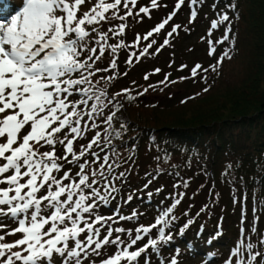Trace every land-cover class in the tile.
<instances>
[{
    "label": "trees",
    "instance_id": "16d2710c",
    "mask_svg": "<svg viewBox=\"0 0 264 264\" xmlns=\"http://www.w3.org/2000/svg\"><path fill=\"white\" fill-rule=\"evenodd\" d=\"M176 3L177 0H157L156 8L166 9L163 20L174 11ZM147 8L152 10L154 7L150 4ZM184 10L189 16L193 11L196 13L194 19L191 17L190 27L186 31L180 28L170 37L163 35L158 39L159 32L148 41L143 40L145 46L152 40L156 43L149 49V54L139 60L133 56V62L126 63L130 54L138 56L143 48L140 44L131 47L123 38L124 31L120 41L129 47L118 49L116 68L109 67L110 55L96 62L94 68L108 69L91 78L97 90L106 92L104 102L107 107L103 109L104 116L96 117L99 127L88 131L74 144L79 151L80 145H86L99 132L100 143L92 151L99 154L100 162L104 155L109 156L108 163L114 166L112 175L125 173L113 181L119 189L115 199L97 210L102 216H113L117 212L124 216L137 208L150 212L152 207L153 212L161 213L173 204L167 202L163 208L160 206V200L171 192L183 194L179 195L181 204L182 201L191 204L200 188L194 186L197 177H201L200 184L210 183V199L197 211L199 229L193 232V219L189 224L177 216L165 228V234H171L170 244L160 241L157 244L159 251L149 248L134 264H145L146 261L148 264H171L173 259L180 264L193 255L183 249L187 243L193 247L198 242V248L204 251L232 246L236 241L234 237L239 234L228 218L227 211L233 204L240 207L245 216L240 219L243 229L248 227L250 214L254 229H264V0H198L195 5L191 0H184L177 20L181 19ZM225 14L228 20L211 29V22L220 21ZM168 26L165 25V32ZM165 39L169 43L161 47ZM185 39L189 41L184 45ZM157 48L159 52H156ZM213 48L214 52L209 55ZM224 53L228 55L224 56ZM222 57V63L213 71L210 66H216ZM175 58L179 59L177 64L173 62ZM149 61H156L159 66L139 75L132 71ZM167 61L172 65L169 68ZM196 65L201 69L192 76ZM156 69L160 71L156 72ZM146 75L148 79H145ZM109 76L115 78L106 82L103 78ZM124 89L127 93L122 92ZM111 98H114L113 102L108 103ZM112 113L115 115L111 124L104 123ZM106 135L110 144L104 139ZM57 155H63V146L57 147ZM147 155L151 158L149 163H141ZM86 158L92 159L91 156ZM116 164L120 166L115 167ZM67 167H71L73 176L79 170L76 165ZM91 167L95 169L97 165ZM56 175L60 176L62 172ZM175 180L174 185H168ZM125 192L129 193L126 197ZM129 196H132L130 201ZM138 211L144 213V210ZM142 217L139 215L137 219ZM119 222L130 224L129 220ZM184 222L187 227L180 225ZM15 227L14 222L7 229L0 228V233L5 234ZM176 228H180L179 234L174 232ZM104 230L101 229L100 239L106 235ZM149 235L155 234L152 231ZM7 237L13 241L20 238V234ZM110 246H104L100 256L112 250ZM256 249L254 246L252 253L264 254V250ZM100 256L83 264H100ZM259 258L263 260L264 255L253 262L257 264ZM55 259L53 257V262Z\"/></svg>",
    "mask_w": 264,
    "mask_h": 264
},
{
    "label": "snow or ice",
    "instance_id": "6c2138e0",
    "mask_svg": "<svg viewBox=\"0 0 264 264\" xmlns=\"http://www.w3.org/2000/svg\"><path fill=\"white\" fill-rule=\"evenodd\" d=\"M197 2L191 0L193 5ZM85 3L86 0H23V7L9 19L5 13L12 7L11 0H0V185H5L0 187V228L7 227L2 222L4 218L17 224L0 235V264H52L54 256L61 258V264H82V254L83 259L90 255L100 256L101 249L108 244L115 245L117 250L100 264H121L122 261L134 264L149 248L159 251L157 244L171 239L170 235H165L169 223L166 217L180 203L179 199L162 211L154 223L136 227L134 237L132 229L113 228L112 224L133 220L140 213L133 211L130 216H122L117 212L105 217L97 212L102 205L115 199L119 189L113 181L125 173L112 175L114 166L108 163L109 156L104 155L100 162L99 154L92 151L100 143L99 132L86 145H80L79 151L74 144L88 131L99 127L96 117L104 116L103 109L107 107L104 102L106 92L97 90L91 78L108 69L93 66L107 53L112 56L109 67L115 69L118 49L129 46L123 41L107 43L109 33L113 36L124 33L126 25L122 23L107 32L91 27L90 31L96 33V46L90 47L87 42L89 26L111 18L124 20L133 15L129 4L135 7L137 0H96L87 12L78 16ZM122 3L127 12L118 15ZM183 3L184 0H177L174 11L142 39L148 41L154 33L164 29ZM151 4L158 7L157 0H151ZM110 10L111 17L106 15ZM140 13L148 14L149 9L140 7L137 15ZM195 16L193 11L191 17L194 19ZM227 20L228 16L222 15L220 21L211 22V29ZM179 27L173 25L167 35L172 36ZM140 39L137 35L136 42ZM155 43V40L148 43L138 56L130 54L126 63L131 64L133 56L139 60L149 54ZM168 43L165 39L161 47ZM159 50L157 48L156 52ZM214 50L211 49L209 55ZM85 52L87 55L82 58ZM222 59L217 60L216 66H210L213 71ZM199 69L201 66L196 65L192 76H196ZM114 78L103 79L110 82ZM145 79H148L147 75ZM113 99H108V103ZM114 115H108L104 123L110 125ZM116 135L119 137L120 133ZM104 139L111 143L107 135ZM57 145L63 146V155H57ZM44 147L49 150L41 151ZM113 154H116L115 149ZM88 156L92 159H87ZM66 165H76L79 170L73 176L71 167L66 168ZM92 165L97 167L93 169ZM61 172L62 175H56ZM184 186H188L186 182ZM131 199L129 196L128 200ZM157 228L159 239H154L149 234ZM101 229H106L102 239ZM125 232L129 236L128 242L120 235L112 238L113 233ZM17 234L20 238L4 242L6 236ZM81 234H85L83 239H80ZM145 237H148L147 243L129 251ZM252 248L251 243L238 244L231 252V256L236 257L235 264H252L258 256L264 255L252 253ZM245 250L249 253L247 260L244 259ZM171 264H176L175 259ZM226 264H231V258Z\"/></svg>",
    "mask_w": 264,
    "mask_h": 264
},
{
    "label": "rangeland",
    "instance_id": "374dc122",
    "mask_svg": "<svg viewBox=\"0 0 264 264\" xmlns=\"http://www.w3.org/2000/svg\"><path fill=\"white\" fill-rule=\"evenodd\" d=\"M14 2L16 1L15 4V7H14V11L11 13V14H8V12L6 13L7 16L11 17V15H14L20 8L23 7V0H13ZM11 0V2H13ZM96 2V0H86V3L85 5H82L81 6V11H79L77 13L78 16H82L84 12H87L92 6L93 4ZM107 2H112V0H107ZM151 4V0H137V4L135 7H132L131 4H129V7L131 8L132 10V13L133 15L131 16H126V18L124 20H120V19H115V18H111L109 19L108 21L106 22H101L99 25H94V26H89V31L91 29V27H96L99 31L101 32H107L109 28H113V29H117L118 26L120 24H125L126 25V28H125V36L123 38H125L127 41H128V44L131 46V47H134L135 44H140L141 48H144L145 47V43H143V39L142 37L148 33L150 30H152L154 27H156L159 23H161V20H163L162 18L164 17V14L166 12V9H162V8H153L152 10H149V13L148 14H144V13H140L139 15H137V13L139 12V8L140 7H149ZM127 12V9H125L123 7V3L119 6V12H118V15H124L125 13ZM171 12V11H170ZM169 12V14H170ZM186 10H184L182 12V16H181V19L180 20H177L176 19V16L179 14V11L177 10L176 11V14L173 16V18L168 22L167 25H169V29L168 31L171 32L172 30V26L175 24V22L178 23V25L180 26L179 28H177V31L180 30V28H182L184 31H186L191 25L190 23V20H191V14L190 16L187 14L186 15ZM10 13V12H9ZM60 14V13H58ZM108 16L111 17V10L106 14ZM10 19V18H9ZM179 21V22H178ZM168 31L165 32V30H161L160 31V34L158 36V39H161V37L163 35H167ZM137 35H139L141 37V39L137 41ZM122 37V34L119 35V36H113L111 33H109V38H108V42L112 41L113 44H117L120 41ZM95 38H96V33H93L90 31V36L87 38V42L89 44L90 47H93V46H96L95 45ZM192 38V37H191ZM190 39V38H189ZM189 39H185L184 41V45L189 41ZM119 41V42H118ZM135 42V43H134ZM206 48V47H205ZM205 50V49H204ZM87 53L85 52L83 55H82V58L83 56H86ZM107 56H109L108 54H106ZM128 60V59H127ZM179 59L175 58V60L173 59V62L174 64H177V61ZM147 65L143 66L142 68H137L135 69L136 67L133 68L132 71H134L137 75H139L141 72H144L145 70H152L154 69L155 67L159 66L158 62L156 61H149L147 63H145ZM171 65L170 61H167L166 62V67L169 68ZM135 74V75H136ZM79 97L77 98H73V99H78ZM61 145H57V147H60ZM44 151H47L46 147L43 148ZM150 155H147L145 156V158L142 160L141 163H149L150 161ZM177 180H175L174 182H171V183H168V185H174L176 183ZM200 181H201V177H197V179L195 180L194 182V186L195 185H198L200 188H199V192L196 196V198H192L191 200V204L189 203H185L182 201V204L181 202L178 204V207H179V210L177 211L175 208L173 209L172 213L169 214V216L166 218L168 220V222L170 220H173V217H174V213H176L177 215H175V218L178 216L179 218H181L182 220L184 221H189V220H192L193 219V232L196 230H198V226H199V215H198V210L202 208V206H204L205 204H207V202L209 201L210 197H209V189H210V183L208 181L200 184ZM5 185H0V187H4ZM127 194H129L128 192H125L124 193V197L127 196ZM179 199L180 200V196H179V192L175 193V192H171V193H168L164 196V200H160V206L163 208L165 206V204L167 202H172L174 203L175 200ZM177 207V208H178ZM138 210H144V213H142L141 215H143L144 217H142V219H133V220H129L130 224L129 225H123L122 222H118V223H113L112 224V227L115 228V227H123L125 229H132L133 232H132V236L134 237L135 236V228L138 227L139 225H150L152 223H154L155 219L161 214V213H158L157 211H154L153 212V207L150 209V212H146L147 210L144 209V208H137V210H135L137 213L140 212ZM241 208L238 207L236 204H233L229 210L227 211V213L229 214V217L228 218H231L230 221H231V227H235L236 225V228L238 230V233L234 239L237 241V244H242V245H247L249 243H251L253 245V248L255 246V248H257L256 250L258 249H262L264 250V243H261L262 240H264V229L263 231H259L254 229L253 227V218L252 217V214L249 215L250 219L248 221L247 219V228H244L243 230L240 228L241 227V224H240V219H245V216H243L241 214ZM133 211H130L128 214L124 215V216H130L132 215ZM99 215H101V213L98 212ZM105 217L107 216H110V215H104ZM3 223H5L7 225V227H5L6 229L8 227H10L14 221L12 220H3L2 221ZM179 223L181 226H184L185 223ZM111 223V222H110ZM16 224V223H15ZM183 224V225H182ZM235 224V225H234ZM244 227V226H242ZM156 230V231H155ZM180 228L179 229H175V233H180ZM106 231V230H104ZM153 234H155L154 236L153 235H150L152 238L154 239H159V236H158V228L157 229H153ZM177 234V235H178ZM0 235H3L2 233H0ZM85 234H83L80 239H83ZM116 235H120L121 236V239L124 240L125 242H128L129 241V236L127 234V232L125 233H120V234H116V233H113V237L114 238ZM166 236L167 235H170V233H166L165 234ZM147 239L148 237H145L143 240L141 241H138L137 242V245L133 246V248L129 249V251H134L136 250V248L138 247H141L143 246L145 243H147ZM10 238L9 237H5V241L4 242H12L9 241ZM171 240V239H170ZM170 240L168 244H170ZM167 241V242H168ZM197 241V240H196ZM166 243V242H165ZM198 243V242H197ZM195 244L193 247L191 246H185L183 247V249H187V251H189L190 253L193 252V255L190 257L191 259H184L181 263L183 264H226V261H229L228 258H229V254H231L232 250L234 248H236L235 246L228 248H224L223 251H222V255H216L217 257H208V252H205L204 250H202L201 248H198V244ZM111 245V246H110ZM108 246H110L112 248V250H107V252H105V254H103L102 256H100L101 259H104L103 257L107 256V255H110L112 254L114 251H116V246L115 245H112V244H108ZM115 246V247H114ZM123 247V245L121 246ZM110 248V249H111ZM252 248V249H253ZM215 249L214 247L213 248H208L207 250H213ZM252 252V251H251ZM248 250L244 251V259L247 260L248 258ZM56 259L55 261L53 262L52 261V264H61V258L59 256H54ZM206 257V258H204ZM97 257L95 255H90V257L88 259H83V254H82V264L89 261V260H95ZM235 260H236V257H234V259L232 258L231 256V264H235ZM264 262V259L263 260H257V264H263ZM121 263H125L124 261H122ZM159 264V262H158ZM252 264H256L254 262H252Z\"/></svg>",
    "mask_w": 264,
    "mask_h": 264
}]
</instances>
